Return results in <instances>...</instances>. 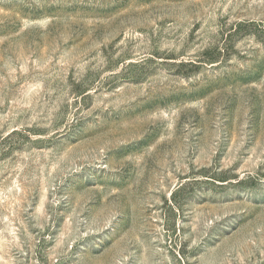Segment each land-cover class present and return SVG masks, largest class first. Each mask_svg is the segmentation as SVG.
Returning <instances> with one entry per match:
<instances>
[{
    "label": "rangeland",
    "instance_id": "rangeland-1",
    "mask_svg": "<svg viewBox=\"0 0 264 264\" xmlns=\"http://www.w3.org/2000/svg\"><path fill=\"white\" fill-rule=\"evenodd\" d=\"M0 264H264V0H0Z\"/></svg>",
    "mask_w": 264,
    "mask_h": 264
}]
</instances>
